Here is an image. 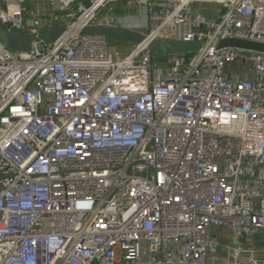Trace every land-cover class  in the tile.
<instances>
[{
    "label": "built area",
    "instance_id": "1",
    "mask_svg": "<svg viewBox=\"0 0 264 264\" xmlns=\"http://www.w3.org/2000/svg\"><path fill=\"white\" fill-rule=\"evenodd\" d=\"M26 1L0 0L33 36L0 43V264H264V53L219 47L264 44V0Z\"/></svg>",
    "mask_w": 264,
    "mask_h": 264
},
{
    "label": "water",
    "instance_id": "2",
    "mask_svg": "<svg viewBox=\"0 0 264 264\" xmlns=\"http://www.w3.org/2000/svg\"><path fill=\"white\" fill-rule=\"evenodd\" d=\"M65 28H52L43 33L47 42H52L56 37L63 34ZM80 35L102 34L115 44H137L144 41V35L125 30L116 26H89L79 30ZM33 36L13 30L0 29V43L8 50L29 51L32 47ZM150 50L155 54H172L193 52L200 49L197 42H172L153 41L149 44ZM236 47L264 53V44L241 39H224L219 47ZM258 237V236H256Z\"/></svg>",
    "mask_w": 264,
    "mask_h": 264
},
{
    "label": "rangeland",
    "instance_id": "3",
    "mask_svg": "<svg viewBox=\"0 0 264 264\" xmlns=\"http://www.w3.org/2000/svg\"><path fill=\"white\" fill-rule=\"evenodd\" d=\"M24 5L26 7H29V8H34V7L38 6V5H40L42 7L43 6L47 7L48 5H50V1H48V0H46V1H43V0H32V2H30L29 0H27L24 3ZM114 7L116 8V11L118 13H123V7H121V4H116V5H114ZM100 15L101 16H107V15L114 16V15H116V13L107 14V9H103V10H101ZM113 46L116 49H118V50L121 48L123 54H126V53H128L130 51L132 44H120L119 45V44H115L114 43Z\"/></svg>",
    "mask_w": 264,
    "mask_h": 264
},
{
    "label": "crops",
    "instance_id": "4",
    "mask_svg": "<svg viewBox=\"0 0 264 264\" xmlns=\"http://www.w3.org/2000/svg\"><path fill=\"white\" fill-rule=\"evenodd\" d=\"M263 169H264V166H263ZM212 235L217 236L223 244L229 243L232 239L231 235L226 230H223V229L214 228L212 230ZM251 241L252 243H254L255 246H259L261 249H264V242L259 241L256 236L254 238H249L245 240L244 242L246 244H249V242Z\"/></svg>",
    "mask_w": 264,
    "mask_h": 264
}]
</instances>
